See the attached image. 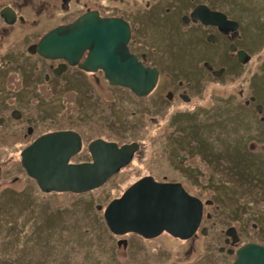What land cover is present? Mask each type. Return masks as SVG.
<instances>
[{
    "label": "flooded vegetation",
    "instance_id": "flooded-vegetation-1",
    "mask_svg": "<svg viewBox=\"0 0 264 264\" xmlns=\"http://www.w3.org/2000/svg\"><path fill=\"white\" fill-rule=\"evenodd\" d=\"M245 1L0 0V172H7L0 195L6 193L17 212H25L22 221L44 239V249L51 244L46 237L64 230V205L57 204L52 217L49 200L64 191L42 190L23 167L21 152L54 131L75 133L74 148L80 140L69 162L92 161L90 145L96 140L132 144L129 159L110 178L121 173L136 176L135 183L150 176L205 192H189L203 209L195 231L187 238L172 235L189 242L184 256L197 250L199 264H209L219 253L232 264L239 248H264V61L245 86L222 96L210 111L203 110L205 118L215 120H201L206 107L193 97L213 80L240 79L252 50L259 47L261 22H254L251 14L246 18L253 3L247 1V7ZM194 12L210 16L202 19ZM84 15L128 25V53L146 69L145 76L156 77L148 92L137 94L111 82L115 77L91 60L88 48L72 61L37 50L48 32ZM88 118L92 123L86 128ZM54 228V235L42 237ZM164 232L152 237L131 233L141 240L171 236Z\"/></svg>",
    "mask_w": 264,
    "mask_h": 264
},
{
    "label": "water",
    "instance_id": "water-1",
    "mask_svg": "<svg viewBox=\"0 0 264 264\" xmlns=\"http://www.w3.org/2000/svg\"><path fill=\"white\" fill-rule=\"evenodd\" d=\"M198 13L193 15L202 19L210 16L209 12ZM128 38L125 22L84 15L48 32L37 44V50L44 56L72 61L88 48L91 60L115 77L111 82L143 94L152 88L155 71H149L154 73L153 77L145 76L146 69L128 53ZM72 134L75 133L54 131L43 134L21 152L23 167L42 190L83 193L98 188L127 162L134 150L132 144L118 146L114 142L96 140L90 145L92 161L72 163L70 156L80 143L77 138L78 144L73 147ZM96 209H102V205L97 204ZM202 211L200 199L180 183L158 182L146 176L111 199L103 209V219L115 234L129 231L152 237L165 231L187 238L199 225ZM236 254L232 264H264V248L256 244H247Z\"/></svg>",
    "mask_w": 264,
    "mask_h": 264
},
{
    "label": "rangeland",
    "instance_id": "rangeland-1",
    "mask_svg": "<svg viewBox=\"0 0 264 264\" xmlns=\"http://www.w3.org/2000/svg\"><path fill=\"white\" fill-rule=\"evenodd\" d=\"M2 1L6 2V0ZM247 1H252L253 5L250 6ZM245 2L247 7L250 6L252 9V11H245L246 18L252 15L254 22L256 20L261 22L258 26L261 37L260 45L256 50H252L254 51L252 58L244 64L240 79L228 82L213 80L208 86H203L201 90L196 91L193 96L195 102L199 107L207 108L201 109L202 112L199 115L201 120L210 118H212L210 121L215 120L214 117L205 118L207 113L203 110L210 111L211 109L208 107L221 100L222 96L234 91L239 86H245L250 74L258 73L263 67L260 63L264 61V0H246ZM261 16L263 19H258ZM74 115L77 116V113L75 112ZM91 116L99 119L96 113L91 114ZM91 123L92 121L90 122V118H88V122L85 124L86 128ZM97 125L100 123L97 122ZM213 131L217 133V129ZM4 155L7 157V154ZM1 156L3 154H0V164L4 163ZM6 173L5 170L0 172V190L7 184ZM2 174L5 175L2 176ZM136 178V176H124L120 173L108 179L102 186L78 195L70 192L54 193V197L49 199L54 209V214L51 215L55 217L56 208L64 205V215H62L64 216V230L60 232L62 233L60 236L46 237L48 233L54 235L56 233L55 228L52 232H47L42 236L49 239L46 240V244L51 243L50 246L46 245V249L41 246L44 239L41 240L36 236L38 232H31L29 222L22 221L25 212H17L12 198L7 197L6 193L1 194L0 264H190L193 261L199 264L201 258H199L197 250L191 253V256H184L183 249L189 242L186 244V242L177 241L172 235L164 234L155 239L141 240L140 237L134 236L131 232L113 234L108 229L103 219L104 207L111 199L120 196L129 186V183H133ZM167 178L182 180V178L173 176ZM185 190L196 193L197 196L205 195V192H196L191 186H186ZM76 201L86 204L80 209L75 203H72ZM97 204L102 205V209H96ZM35 209L37 210V208ZM15 233L18 235L15 236ZM120 239L128 240L127 245L121 242L117 244ZM196 248L201 250L204 247L197 245ZM162 250L167 257L163 256ZM3 254L9 256H2ZM13 257L14 259L8 262L2 260ZM182 257L184 259H181ZM226 262L227 259L218 253L212 256L209 264H226Z\"/></svg>",
    "mask_w": 264,
    "mask_h": 264
},
{
    "label": "trees",
    "instance_id": "trees-1",
    "mask_svg": "<svg viewBox=\"0 0 264 264\" xmlns=\"http://www.w3.org/2000/svg\"><path fill=\"white\" fill-rule=\"evenodd\" d=\"M79 194H80V193H79ZM75 204L77 205V207H80V209H81L86 203L76 201Z\"/></svg>",
    "mask_w": 264,
    "mask_h": 264
},
{
    "label": "bare ground",
    "instance_id": "bare-ground-1",
    "mask_svg": "<svg viewBox=\"0 0 264 264\" xmlns=\"http://www.w3.org/2000/svg\"><path fill=\"white\" fill-rule=\"evenodd\" d=\"M129 232V231H128ZM113 233V232H112ZM125 233H127V232H125ZM113 234H115V233H113ZM124 234V233H123Z\"/></svg>",
    "mask_w": 264,
    "mask_h": 264
}]
</instances>
